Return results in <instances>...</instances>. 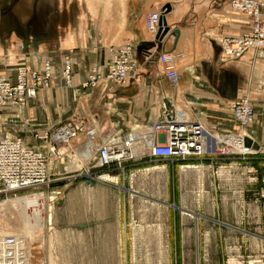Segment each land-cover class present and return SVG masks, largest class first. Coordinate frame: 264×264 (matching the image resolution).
Returning a JSON list of instances; mask_svg holds the SVG:
<instances>
[{"label":"rangeland","instance_id":"obj_1","mask_svg":"<svg viewBox=\"0 0 264 264\" xmlns=\"http://www.w3.org/2000/svg\"><path fill=\"white\" fill-rule=\"evenodd\" d=\"M49 1L51 0L38 1L39 13L41 9L46 8L45 3ZM66 4V7L69 6V3ZM62 7V4L57 5L55 13L63 12ZM70 9L72 12L74 10L76 13L85 14L86 7L72 4ZM24 10L22 8V11ZM100 14H103V9L100 10ZM153 14L146 17L147 29ZM92 19L93 17L84 22L87 33L88 31H90L89 35L93 33V37L90 36L89 39L95 41L98 35L101 39L108 40L119 34L120 22L114 20L97 23V20L94 22ZM23 25V35L28 36L33 33L34 29L31 30L27 22H23ZM54 25L57 30L50 32V37L63 33L69 23L65 21ZM37 35L39 41L46 39V35L40 30ZM23 40L29 42L27 37ZM23 45L25 49H29V44L25 41ZM125 45L132 47L129 43ZM132 50L134 51L133 47ZM116 51L115 48L109 50L107 69L113 62ZM136 53L138 57L135 61L138 63L140 51ZM28 54V52L24 53L22 59L29 58ZM62 55L64 58L72 59L73 72L72 52L59 51L54 57L61 69L64 65ZM54 60L49 58L44 61L51 63V68H54ZM94 61H89L91 68L87 70L84 87L90 81L93 70H100L97 61ZM42 67L46 69V64H42ZM23 70H28V74L33 78L40 79L46 72L28 68L24 59L19 64L15 78L6 80L11 85V96L1 93L0 97H16L14 101H18V97H27L16 91L24 83L20 77ZM63 77L61 72L63 84L68 87L69 84ZM71 80L73 82V73ZM51 81L49 80V86ZM45 84L46 82L37 80L31 85L27 81L24 88L26 91L32 89L39 95ZM85 88L93 89V87ZM71 90L70 94L77 92L76 88ZM41 95L45 93L41 92ZM46 99L44 97V100ZM63 99L64 97H53L47 104L48 108L45 107L46 103L42 102V99L41 102L45 105L42 106L44 111L37 118L28 115L29 99L23 105L15 107L21 113L20 118L14 116L12 119H5L2 111L11 106L0 107V142L5 139L21 140L29 147L23 139L14 137L12 133L15 127L19 126V121L24 125L28 121L27 128H31V124L49 128L34 134L35 140L41 141L44 146L37 149L32 146L29 149L44 154L49 153L53 144V133L57 129L52 127L62 122L64 124L60 127L77 121L80 111L93 114L89 109V103L83 104V102L76 103L74 112H70L69 105H72V102L67 101L72 100L73 97H65L64 102ZM261 111L264 114V108H261ZM229 114L228 128L221 133H212L204 122L199 123L215 138L218 145L226 144L223 140L229 137L237 138L245 135L246 144L257 151L256 155L248 157L235 150H231L232 154L229 156L207 153L202 158L207 163L203 162L204 164L198 166L187 162L185 164L144 157L138 162L126 164L120 170H98L95 164L88 165L87 162L84 164L81 157L73 158L69 153V156L62 157L65 158L61 160L65 163L63 168L60 166L63 162L60 163L59 158H50L52 165L46 168L48 178L39 186L18 191L9 190L0 183V203L37 192L44 193L47 197L55 192L60 193L56 200H47L45 229L34 234V238L41 237L34 249L39 264H50L52 256L56 264H231L232 261L236 264H264V134L257 135L258 140L253 133L252 127L256 116L248 127L242 129L234 119L231 107ZM140 126L142 125H137ZM29 132L24 133L30 137ZM215 147L213 146V149ZM60 151L67 153L71 150L68 147H60ZM71 160H75L80 166L78 170L68 171L66 165H70ZM188 167L191 170H188ZM199 167L201 173L194 169ZM103 177L117 179L119 183L104 184L100 181ZM245 177L249 178L247 186L249 190L246 195H244ZM253 185L261 191L260 195L256 196L255 205L248 206L253 200ZM12 213L15 214V211L10 209L1 212L0 222L4 219L7 221V217L12 219L13 217H10ZM52 239L56 242L53 247ZM25 241L29 264L31 263L30 246L26 239ZM31 248L33 249L32 245Z\"/></svg>","mask_w":264,"mask_h":264},{"label":"crops","instance_id":"obj_2","mask_svg":"<svg viewBox=\"0 0 264 264\" xmlns=\"http://www.w3.org/2000/svg\"><path fill=\"white\" fill-rule=\"evenodd\" d=\"M38 1L0 0V81L15 78L19 64L24 59L28 68L40 70L44 60H54L59 51H71L73 82L68 87L63 84L62 69L54 60L50 88L41 90L38 97L28 104L27 111L31 118L41 116L44 111L42 106H45L42 102L48 108L47 104L53 97H64L63 102L66 101L65 97H73L67 101L73 105H69L70 112L76 108V103H89V109L97 118L100 139H124L132 131L160 120L167 111L190 121L204 122L210 132L221 133L228 128L231 104L249 97L255 107L253 133L258 140L257 135L264 134V114L261 111L264 108V51L250 50L240 59L230 58L224 53L221 39H239L252 29L251 19L234 11L230 0H51L45 3L46 8L41 9L40 13ZM66 3L69 6L66 7ZM59 4H62L63 12L56 14L55 8ZM72 4L85 6V14L72 12ZM167 5L171 6V11L165 16L170 34L174 30H179L180 34L176 41L169 34L163 43L153 48L155 35L148 31L146 17L155 12L162 15ZM22 8L26 11H22ZM91 17L97 23L120 22L119 34L108 40L98 35L95 41L89 39L93 33H87L84 22ZM65 21L69 23L67 29L60 35L50 37V32L57 30L54 23ZM23 22H27L31 30L34 29L32 34H22ZM39 30L46 35L44 41L37 38ZM25 37L29 38V42L23 40ZM23 41L29 44V49L23 47ZM126 43L134 48L135 60L138 57L136 52L140 51V59L136 62V75L125 84L116 85L106 79L110 68L106 67L109 50H118ZM27 52L30 57L22 59V55ZM171 54L177 57V84L167 79L166 67L159 61L161 56ZM91 60L97 61L100 79L96 87L90 90L83 85L87 70L91 68ZM75 88L77 92L70 94L71 89ZM41 92L45 95H41ZM44 97L47 99L44 100ZM16 109H4L2 113L5 119L14 116L20 118L21 113ZM21 122L13 130V136L23 139L29 147L42 148L44 145L35 140L34 134L49 128L32 124H29L31 128H27L29 122L26 121L25 125ZM140 124L142 126L137 127ZM25 131H30V137ZM203 162L207 163L203 159L187 163L198 166ZM248 181L249 178L245 177L244 195L248 194ZM253 186V200L248 206L255 205L256 196L260 195L261 190Z\"/></svg>","mask_w":264,"mask_h":264},{"label":"built area","instance_id":"obj_3","mask_svg":"<svg viewBox=\"0 0 264 264\" xmlns=\"http://www.w3.org/2000/svg\"><path fill=\"white\" fill-rule=\"evenodd\" d=\"M231 8L240 12L252 21L251 32L239 39L223 38L220 42L224 53L233 59L242 58L248 51H264V2L261 0H230ZM161 13H154L150 17L149 31L157 34ZM63 62V78L70 83L72 80V59L61 56ZM159 61L166 67V77L172 84H177L179 76L175 70V59L171 55H163ZM136 61L133 57L132 47L125 45L118 49L110 65L109 73L106 79L116 85H123L136 74ZM45 74L42 78H33L27 71L23 70L26 76L20 73L21 81L24 82L17 88L20 95L27 97H0V107H16L23 105L28 99L31 92L25 90V82L33 85L37 80L46 82L45 87H49L51 80V63H46ZM90 75V81L85 87L95 88L100 75L95 69ZM30 76V79L28 78ZM4 87H0V94L11 96V90L8 83L4 82ZM2 82H0V85ZM42 87V88H45ZM231 111L234 119L239 123L242 129L248 127L255 116L254 105L249 97L236 100L231 105ZM77 121L54 130L52 137V146L49 153H42L34 149H29L21 140H3L0 142V183L5 185L9 190H24L31 187L39 186L46 182V168L52 165L50 158L61 159L68 154L78 150L76 145H90L92 153L95 151L96 157L93 163L98 170L123 169L126 163L139 161L144 157L153 160H166L170 162L186 163L194 159H202L207 155V150L218 144L215 138L209 134L203 125L199 122H192L175 112L167 111L160 120L148 123L138 130L132 131L124 139L103 137L100 139L97 130V118L94 114H87L86 111L78 113ZM92 139V141H90ZM43 140V139H42ZM226 144H222L221 154L229 156L231 150L242 152L244 156L250 157L256 155L252 146L246 144V137H229L224 139ZM60 147H68L70 152L63 153ZM233 147V148H232ZM59 149V150H58ZM136 149H142L144 153L140 156L134 154ZM73 157V156H72ZM72 159V158H70ZM14 237L6 238L2 244L5 249H0V264H26L25 249L18 247L19 244ZM15 245V247H14ZM23 257V258H22Z\"/></svg>","mask_w":264,"mask_h":264},{"label":"bare ground","instance_id":"obj_4","mask_svg":"<svg viewBox=\"0 0 264 264\" xmlns=\"http://www.w3.org/2000/svg\"><path fill=\"white\" fill-rule=\"evenodd\" d=\"M253 51L255 52V50H253ZM172 57L176 61V59H177L176 55L172 54ZM42 64L45 65L46 64L45 61H43ZM41 70L45 71V68L42 67V69H40L39 71L41 72ZM97 71L98 70L96 69L95 72L99 73ZM93 72H92V74H93ZM27 73H28V70H27ZM100 74H101V72H100ZM21 75L23 77L26 76L25 73H21ZM28 78L30 79V76H28ZM103 78L104 77H102V79ZM51 79H52V73H51ZM4 82H7V81L2 80V84L0 85V87H4V85H5ZM71 83L72 82H70L68 84L70 85ZM49 88H50V86L45 87L42 90H46ZM29 97H37V93L31 92V95ZM31 100H32V98L29 99L28 102H30ZM13 108H15V107H13ZM90 141H92V139ZM91 144H93V143L89 142L87 144H84V146H81V144L76 145L75 148H77L78 150L74 149L73 158H75L76 156H79V157H81L82 162L84 164H86V162L89 163L88 165L94 164L93 161H95L94 157H96V153H95V151H93L94 153H92V150H91L92 147H90ZM221 145H222L221 143H220V145L217 144L214 149L212 147L211 152H209L210 150L209 151L207 150L206 154L207 153H211V154H215V155L220 154L221 150H222ZM143 153H144V151L142 149H136L134 151V154L137 156H140ZM69 155L70 154H68V156ZM63 159H65V158H63ZM63 159L62 158L60 159V163L63 162V161H61ZM62 164L63 165H60V166L63 168V166H65V163L63 162ZM66 166L68 167V171L73 170V169L78 170L80 168V166L77 165V162L75 160H71V164L66 165ZM200 168L201 167L194 168V169H196V171L198 173H201ZM187 169L191 170L190 167H188ZM100 181L104 184H106V183L118 184L119 183L117 179H113L110 177H103L100 179ZM59 195H60L59 192H55L51 196L47 197L44 193L37 192V193H33V194H28V195L21 197V198H14V199L8 200L6 202L0 203V213L3 211L5 212L7 209L15 211V214L12 213V215L10 216V217H13L12 219L7 217V221L4 219L3 221L0 222V241H3L4 239L10 238V237L16 238L19 241L18 242L16 240L19 243V244H17V246L18 247H24V249H25L26 264H28V254H27L25 239L27 240V242L30 246L31 263H29V264H39V260L36 259V253H35L34 249H35V245L40 242L39 238H41V237H35L34 238V234H38L43 229H45V214H46L45 212L47 209V202H48L47 200L54 201L58 198ZM6 215H8V213ZM43 233H44V237H45V232H43ZM13 235H20V236H13ZM54 235H56V234L54 233ZM21 236H24L25 239ZM55 240H57V239H55ZM2 243L3 242H1V245H0L1 250L5 249V246ZM54 243H56V242L54 241V239H52L51 240L52 247H53ZM31 245L33 246V249L31 248ZM14 247H15V245H14ZM33 251H34V253H33ZM33 255H34V257H33ZM50 264H56L53 256L50 257ZM231 264H236V263L234 261H232Z\"/></svg>","mask_w":264,"mask_h":264},{"label":"water","instance_id":"obj_5","mask_svg":"<svg viewBox=\"0 0 264 264\" xmlns=\"http://www.w3.org/2000/svg\"><path fill=\"white\" fill-rule=\"evenodd\" d=\"M171 11V6L167 5L164 9H163V14H162V18L160 21V25H159V30L157 32V34L154 36V40L155 42L152 43V47H156L157 45L159 46V44L163 43L164 40L166 39V37L170 34L171 29L168 27L167 21H166V15ZM180 32L179 30H174L172 31V33L169 35V37L175 39V41L177 40L178 36H179Z\"/></svg>","mask_w":264,"mask_h":264}]
</instances>
